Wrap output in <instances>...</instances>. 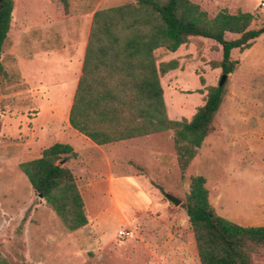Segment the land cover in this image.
I'll list each match as a JSON object with an SVG mask.
<instances>
[{"label": "rangeland", "instance_id": "1", "mask_svg": "<svg viewBox=\"0 0 264 264\" xmlns=\"http://www.w3.org/2000/svg\"><path fill=\"white\" fill-rule=\"evenodd\" d=\"M129 1L69 0L65 11L59 0H13L0 58V253L9 264H199L182 207L192 175L205 177L218 214L264 225V33L249 48L231 51L238 64L224 82L215 129L183 174L172 130L97 145L69 125L92 14ZM191 1L209 16L248 11L255 15L251 27L264 25V0ZM154 55L156 63L176 62L160 77L168 116L190 119L223 74L220 45L193 36ZM54 142L77 152L66 165L87 223L71 232L19 168ZM122 229L130 235L118 237ZM254 264H264V256Z\"/></svg>", "mask_w": 264, "mask_h": 264}, {"label": "trees", "instance_id": "2", "mask_svg": "<svg viewBox=\"0 0 264 264\" xmlns=\"http://www.w3.org/2000/svg\"><path fill=\"white\" fill-rule=\"evenodd\" d=\"M59 2L67 11L69 0ZM12 10L13 0H0V58ZM254 19L251 12L227 9L209 16L191 0H132L95 10L68 111L69 125L97 145L172 130L176 163L183 174L215 129L225 86H209L190 119H172L160 77L176 62L156 63L154 51L173 52L193 36L209 38L220 45L217 64L228 74L238 64L231 51L249 48L264 33V25L251 27ZM227 34L238 36L227 39ZM76 156L69 143L54 142L38 157L19 163L33 190L69 232L87 223L83 198L66 165ZM205 181L203 175L190 176L182 202L199 264H254L255 256H264V225H241L218 214ZM0 264H9L1 253Z\"/></svg>", "mask_w": 264, "mask_h": 264}, {"label": "water", "instance_id": "3", "mask_svg": "<svg viewBox=\"0 0 264 264\" xmlns=\"http://www.w3.org/2000/svg\"><path fill=\"white\" fill-rule=\"evenodd\" d=\"M227 74H222L218 85L221 86L224 84L225 80H226ZM38 197L42 198L40 194H38ZM166 198L168 200H170L171 202H173L175 205H178L180 203V200L178 198H176L175 196L171 195V194H166Z\"/></svg>", "mask_w": 264, "mask_h": 264}, {"label": "crops", "instance_id": "4", "mask_svg": "<svg viewBox=\"0 0 264 264\" xmlns=\"http://www.w3.org/2000/svg\"><path fill=\"white\" fill-rule=\"evenodd\" d=\"M86 45V44H85ZM84 51H85V47H84V50H83V52H82V54H81V56L79 57V60H80V62H81V65H82V60H83V56H84ZM81 69V68H80ZM80 75V74H79ZM79 77V76H78ZM78 80V79H77ZM77 84V83H76ZM76 88V87H75ZM75 91V90H74ZM69 108H70V106H69ZM142 137H144V136H142ZM136 138H138V137H136ZM136 138H131V139H136ZM109 144V143H108ZM103 145H105V144H103ZM131 177H132V175H130ZM131 177H129V178H131ZM134 178V177H133ZM134 182V181H133ZM135 183V182H134ZM135 185H137V187H138V189H139V183L138 182H136L135 183Z\"/></svg>", "mask_w": 264, "mask_h": 264}, {"label": "built area", "instance_id": "5", "mask_svg": "<svg viewBox=\"0 0 264 264\" xmlns=\"http://www.w3.org/2000/svg\"><path fill=\"white\" fill-rule=\"evenodd\" d=\"M130 235V232L128 230H119L118 231V237L125 238Z\"/></svg>", "mask_w": 264, "mask_h": 264}]
</instances>
